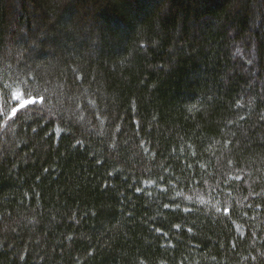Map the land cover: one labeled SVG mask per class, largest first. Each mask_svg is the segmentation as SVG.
<instances>
[{"label":"trees","instance_id":"16d2710c","mask_svg":"<svg viewBox=\"0 0 264 264\" xmlns=\"http://www.w3.org/2000/svg\"><path fill=\"white\" fill-rule=\"evenodd\" d=\"M0 89V264H264V0H0Z\"/></svg>","mask_w":264,"mask_h":264},{"label":"snow or ice","instance_id":"6c2138e0","mask_svg":"<svg viewBox=\"0 0 264 264\" xmlns=\"http://www.w3.org/2000/svg\"><path fill=\"white\" fill-rule=\"evenodd\" d=\"M4 89L8 88V85H4L3 86ZM3 89H0V92H2ZM25 96V93H20L19 96L18 94L13 91L12 92V99L13 101L17 104V107H13L11 109V115L15 116L16 113L21 110V109H26L29 105H36V104H42L44 103V97L43 96H27L26 98H23ZM23 98V99H21ZM5 115H8L7 113H5ZM11 117H9L10 119ZM137 191H140V189H137ZM169 205L165 204L164 207L167 208ZM185 211H188V209H185ZM229 210H225V212L227 213ZM157 231L159 232L160 230L157 229ZM189 231H191V229H189Z\"/></svg>","mask_w":264,"mask_h":264},{"label":"rangeland","instance_id":"374dc122","mask_svg":"<svg viewBox=\"0 0 264 264\" xmlns=\"http://www.w3.org/2000/svg\"><path fill=\"white\" fill-rule=\"evenodd\" d=\"M20 56L18 55L17 58H19ZM151 185V184H150Z\"/></svg>","mask_w":264,"mask_h":264}]
</instances>
